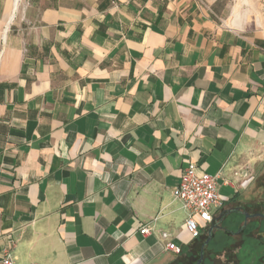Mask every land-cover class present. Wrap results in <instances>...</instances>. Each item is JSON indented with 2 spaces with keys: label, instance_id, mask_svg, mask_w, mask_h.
Wrapping results in <instances>:
<instances>
[{
  "label": "crops",
  "instance_id": "crops-1",
  "mask_svg": "<svg viewBox=\"0 0 264 264\" xmlns=\"http://www.w3.org/2000/svg\"><path fill=\"white\" fill-rule=\"evenodd\" d=\"M13 2L0 0V258L173 262L166 243L193 242L173 194L189 162L219 175L225 210L251 203L264 36L228 1Z\"/></svg>",
  "mask_w": 264,
  "mask_h": 264
},
{
  "label": "rangeland",
  "instance_id": "rangeland-1",
  "mask_svg": "<svg viewBox=\"0 0 264 264\" xmlns=\"http://www.w3.org/2000/svg\"><path fill=\"white\" fill-rule=\"evenodd\" d=\"M226 1H228L229 13L241 19V23L234 25L256 30L264 36V0ZM253 183H255L256 193L251 203L263 201L259 209L264 211V165ZM247 209L250 210L251 208ZM225 216L221 224L213 230V237L207 245L208 253L212 251L214 254L215 251L222 252L231 248L228 256L233 255V260L231 261L229 258L225 261L221 260L223 263L220 264H264V218L252 220L246 227L247 216L244 213L230 211ZM254 231L255 233L252 234ZM202 235L205 238L206 233ZM235 254H237L239 261H237ZM206 262V264H210L209 257Z\"/></svg>",
  "mask_w": 264,
  "mask_h": 264
},
{
  "label": "built area",
  "instance_id": "built-area-1",
  "mask_svg": "<svg viewBox=\"0 0 264 264\" xmlns=\"http://www.w3.org/2000/svg\"><path fill=\"white\" fill-rule=\"evenodd\" d=\"M218 177V174L197 171L196 162H189L181 169V180L173 189V194L183 203L187 212L185 227L191 239L201 236L203 229L213 222L215 214L226 207L227 199L219 192ZM250 180L243 179L238 184L239 187L248 186ZM139 231L141 234H149L151 228L144 224ZM165 249L175 254H180L183 250L182 245L176 241H168ZM1 255L0 264H19L13 257L11 248L5 249Z\"/></svg>",
  "mask_w": 264,
  "mask_h": 264
},
{
  "label": "trees",
  "instance_id": "trees-1",
  "mask_svg": "<svg viewBox=\"0 0 264 264\" xmlns=\"http://www.w3.org/2000/svg\"><path fill=\"white\" fill-rule=\"evenodd\" d=\"M262 202L263 201H258V203H251V204L247 203L244 205V207H246V209L251 208V209H253L251 211H253L255 214H259L260 212H262L261 209H259ZM220 211L221 212L219 215L214 216L215 218H214L213 222L210 223L206 228L203 229L202 233L203 234L206 233L205 238H203L204 235H201L197 239H192L193 242L188 243V245H186L185 248H182L183 250L180 254H177L178 255L177 258L173 262H170L168 264H198V262H199V264H206L207 263L206 260L208 257L210 259V262H209L210 264H220L222 262L221 260L225 261L228 258L231 261L233 260V255L228 256L231 248H227L226 250H224L222 252L215 251L213 254L212 251H209V253H208V251H207V249H208L207 245L208 244L203 247L204 243L207 241V239L210 236V233H209L210 228L214 225V228H213V230H214L215 227H217V226H219V224H221L222 219H224L226 217L225 215L228 212L236 211V210H235V208H232V210L231 209L225 210V207H224ZM244 211H246L245 208L241 207L238 212L243 214ZM262 218H263L262 216L249 217V218H247V220L245 222V224H247L245 226L248 227L249 222L252 220H257V219H262ZM254 233H255V231L252 232V234H254ZM213 234H214V232H213ZM235 257L237 258V254H235ZM237 261H239L238 258H237Z\"/></svg>",
  "mask_w": 264,
  "mask_h": 264
},
{
  "label": "water",
  "instance_id": "water-1",
  "mask_svg": "<svg viewBox=\"0 0 264 264\" xmlns=\"http://www.w3.org/2000/svg\"><path fill=\"white\" fill-rule=\"evenodd\" d=\"M244 214L247 216V218H249V217H259V216H262V217H264V213H259V214H250V213H248V212H246V211H244ZM213 228H214V225L210 228V230H209V233H210V236H209V238L207 239V241L204 243V245H203V247L205 246V245H207L208 243H209V241H210V239L213 237ZM198 264H199V262H198Z\"/></svg>",
  "mask_w": 264,
  "mask_h": 264
},
{
  "label": "flooded vegetation",
  "instance_id": "flooded-vegetation-1",
  "mask_svg": "<svg viewBox=\"0 0 264 264\" xmlns=\"http://www.w3.org/2000/svg\"><path fill=\"white\" fill-rule=\"evenodd\" d=\"M243 208H245L246 212L250 213V214H253L254 212L251 211V209H246V207L243 206ZM236 212V211H235ZM260 213H264V211L260 212ZM263 219V218H262Z\"/></svg>",
  "mask_w": 264,
  "mask_h": 264
},
{
  "label": "bare ground",
  "instance_id": "bare-ground-1",
  "mask_svg": "<svg viewBox=\"0 0 264 264\" xmlns=\"http://www.w3.org/2000/svg\"><path fill=\"white\" fill-rule=\"evenodd\" d=\"M17 1H19V0H14V2H13V7H14V9L16 10V8H17ZM17 11V10H16ZM13 12V11H12Z\"/></svg>",
  "mask_w": 264,
  "mask_h": 264
}]
</instances>
